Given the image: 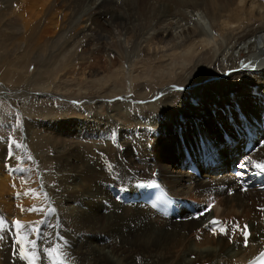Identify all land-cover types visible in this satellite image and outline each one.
<instances>
[{"label": "bare ground", "instance_id": "1", "mask_svg": "<svg viewBox=\"0 0 264 264\" xmlns=\"http://www.w3.org/2000/svg\"><path fill=\"white\" fill-rule=\"evenodd\" d=\"M18 1H21L22 4L19 7L17 6L15 9H10L12 11L8 17L9 21L4 18L6 21L3 20L4 22H2V19L0 18V61L6 60L7 57L12 56L13 54L12 59L18 60L21 58L19 61L22 66L24 64L26 66V63H29L30 61L38 64L36 74L29 75L28 71H23L22 77L16 79L15 83L25 82L29 86L34 87L36 85V87H42L43 85L48 88H51V86L55 83L46 84V82L42 80L45 78L51 80L57 77V73H54L57 71L49 67L51 61L56 58V55L60 56L59 62L64 64V61H66V65H72L73 61L76 60V57H78L77 52L62 54V50H60L62 46L57 48L56 52L53 51L52 55L49 56L46 54L43 50L48 48L47 45L50 40L49 36L58 34L60 28H70V32L75 33L73 35L71 34L66 41L68 45L74 47H78V45L81 46L83 43L81 42L82 40L93 43L95 40L98 41L101 38H106L108 32L103 23L100 22L102 16L105 15V17H107L109 14L110 16L108 20L111 22V25L113 26L117 21L118 25L122 28L126 22V18L120 16L119 13L122 9H128L130 4H132L130 0H124L123 3L121 0H92V4L95 5L93 11L87 12L83 16L84 19L81 21L79 19L81 17H78V15L79 13L82 14V9L86 3L85 0H74L75 7L64 13L62 15L63 18H59L60 6L66 8L68 0H53V5L51 4L52 1L40 0V9L42 11L40 16H42V18H46L48 15L49 21L48 26H46L41 33L39 32V34H37L36 30L40 28L42 18L38 17L34 22H28V19V21L24 20L23 10L20 9L26 8L25 6L29 5L30 1L8 0V6L16 5ZM225 1L229 4L223 5ZM172 2L178 3V7L169 8L166 11L158 10L157 22L154 23V26H144L140 30L129 28V33L131 34V37H133V45L131 48L137 45L136 41L145 39L142 43H140V45L146 43L143 48H146L148 55L151 54L150 61L143 62V60H141L138 62V60H135L130 63L129 66L131 69L129 71V79L131 84L129 89L124 87L125 89L123 90V86H119V84L125 79L123 78L126 74L123 69L124 65L121 63L116 66L112 63V60L108 61L106 67L107 73H104L105 75H99L92 69V67L90 68L91 70L88 71L91 73L88 76H86V72L83 70L81 74L82 78L79 77L73 79L66 77L65 80H71L73 81L72 83L79 87L81 84L87 83L90 84L92 88L96 89V93L88 92L82 95L83 97L98 100L99 98L110 99L115 96H121L126 98V100H129L131 99V93L134 96L132 98L135 99H141L149 96L152 91H144L146 87L154 90L159 89V93L161 92L165 94L169 92L171 85L174 84V78L179 79L183 85H189L196 80L194 76L197 72H200L199 75H206L207 70H204L202 66L214 61L215 57L211 48L204 50V48L209 46L210 43V39L208 38V33L206 31L207 26H203L202 23L195 21L192 18L189 19V15L180 10L183 6L192 9L191 11H201L203 15L206 16V19L209 17L208 19L210 20L211 18L210 21H213L214 24H216V19H219L218 17L225 16L224 11L226 7L233 5V7L229 10V13L226 15V17H228L227 20H222L220 25L216 24L219 26V30L222 33L226 32V30H231L230 28H232L233 25L234 29L237 30L241 26V23L249 24L252 19H256V27H252L247 32L241 33L237 36V38H234L236 39L234 48H238V45L241 42H244L248 51L245 52L246 48H244L243 52L239 56L236 55L237 53H230L231 55L229 54V56H227L228 53L225 54L226 50H224L223 43L221 46V54L225 56L226 64H224V60H221L220 57L214 61V70L217 71L218 74H220L221 70L222 74L225 75L227 69H238L239 61L243 60L245 62L244 68L255 69L256 76H251L249 80L245 78L244 81L238 84L241 87L233 90L232 88L235 85L233 78L246 77V75H249L248 72L233 74L235 76L232 75L233 78L230 76L229 80H226V78L219 83L215 82L209 84L207 87H209L211 91L216 89L220 90L218 96L221 97V101L216 100L215 98L210 99L209 92L211 91L208 92L206 90H200L199 93L197 91L186 92L189 98L194 95L200 98V93H204L206 101H202L200 103L202 107L199 106L192 108L195 111V116L185 122H181L178 132L173 131L169 133V130L174 125V122L173 120H168L170 119L169 111L167 108H164L167 105L171 106L175 101V96L173 98V95L171 96V92H169V95L166 94L167 96L159 102L160 105H149L151 108L146 107V105L145 107H142L143 112H149L148 109H152V107L154 109H160V113L164 112L168 121H164V124L159 126L155 123L153 125L148 124L150 127L145 128L144 130L142 126L139 130H137V124H134L135 126H133L136 127V130L139 131V133H146L147 130L150 133L158 134V136L159 133L157 132L162 133L165 131L168 132L167 139L164 142V147L161 148V151L158 152V154L144 153L142 157L138 158L136 156L135 158H132L128 157L127 154H120L122 157V163L124 162L127 166L128 172L125 176L128 179L133 180V183L125 186L123 189L124 191L119 193L120 198H117L116 201L112 198L113 192L111 193L109 189L102 185H98V189L95 188V190H93L94 188L80 186L78 181L76 184H65L64 182L61 184L60 192L57 193V196L54 195L53 197H56V200L60 203L59 209L61 211V216L67 225L68 230L66 231L69 233L71 239V248H69L67 256L69 255V260L75 264H240L245 262L249 257L264 246V224L261 225L254 219H243L241 222L242 226L244 222L249 223L252 231V235L248 239L246 247L244 243V236L238 246H229L226 241L214 242V236L205 228L206 223H208L209 219L213 216L222 217L226 214L233 213L235 209L238 208L246 206L252 208L255 204H264V187L258 186L254 191H247L246 194H242V190L237 193L238 184L235 181V175L230 172L226 173V175L222 178L212 176L206 181H199L192 175V173L188 170H183L180 166L185 159L184 146H188L190 151L197 150L201 145L199 136H206V138L212 141L216 147H219L220 143H224V146L230 138H237L239 141V136L243 134L242 123L252 125L253 122L251 119L254 120V117H260L262 115L264 117V102L262 106L259 105L261 100L264 99V0H214L212 5L208 2V0H172ZM55 6L56 9L55 12H53ZM43 10L45 13H43ZM171 16L179 18L178 23L174 26H172L173 18ZM133 20L134 18H131L129 23H133ZM204 21L206 20L204 19ZM79 22L80 25H83V27L80 26L81 29H79L80 27L78 29L76 28L79 26ZM188 22L190 25H187ZM230 25H232V27H230ZM175 27L183 28V30H174L176 32L175 35L171 31ZM116 28L119 29L118 26H116ZM124 28L125 26L120 29V35H123L122 31ZM235 30H231L229 35L235 33L233 32ZM20 33L22 35L18 37L17 40L16 35ZM229 35L226 37V42L231 40V36ZM217 44V47L220 48L221 42ZM114 45L119 51H122V53L126 50L128 51L121 41L120 43L115 41ZM53 48H56V45H54ZM202 50H204L205 53H211V57L206 61H203L202 58H200ZM158 54L161 58L159 61L156 59L157 56L159 57ZM196 54H198L197 62L189 69L175 72L173 67H171L173 62L177 61L178 57H181L182 61H184V64H182L184 68L182 69H185L188 66V63L193 61V56H196ZM121 55L122 56L119 58L122 62L126 57L124 54ZM154 60H156V62H153ZM167 61H172V63L165 66ZM148 69H150V78L146 79V81H140L141 74L143 71H147ZM73 71L74 70L71 71L72 74ZM163 71L166 73H162ZM185 72L188 73V76L186 75L184 77ZM36 79L42 80L37 82ZM253 79L256 80V93H254L255 90L252 91L251 89H244L252 87L251 84ZM197 80L204 81V79H201L200 77H198ZM68 81L62 83L68 87L69 84H72ZM156 81L160 82V85L158 88H153L152 84ZM148 82L150 83L148 84ZM222 87H224V90ZM70 91L72 92V90ZM257 91H259V93H257ZM71 92L67 91L63 94L67 98L72 95ZM133 92H135V94ZM260 93H262V95H259ZM176 94L177 93L174 95ZM232 97H235V100L231 99ZM212 101L219 102H217L215 107H213ZM209 103L211 105H208ZM222 103H224V105ZM236 104H239V108L243 112L242 114H244L249 120L245 121L241 118L242 114L238 113ZM121 111L122 110L119 109L117 113L119 119L125 125L129 124V116L126 115V113H121ZM155 112L156 114L158 113L157 110H155ZM255 121L256 120H254V122ZM99 123L107 124L104 120H100ZM112 127L114 128L116 126L113 125ZM115 129L116 128L113 130L117 132ZM115 134L116 138H124L121 133L117 132ZM32 136L35 138H32L35 140V145H33L38 148L45 146L46 141H51V135L43 137L38 131H32ZM160 139H163L161 135ZM83 146L89 147V142H84ZM107 149L112 150V146L107 145ZM239 149L240 151H238ZM221 152L222 162L220 166L223 165L226 157L230 158V160L235 159V154L241 153V146H239L237 150H234L226 144ZM230 154L232 157H230ZM251 160L257 163L264 162V147L261 146V148L252 155ZM248 167L254 169V166L252 165H249ZM130 170L134 171L132 172ZM156 170L160 171V176L164 179L163 181L157 179V177L153 174ZM140 172L145 174H141ZM257 176L258 178H263L262 173H258ZM4 178L7 179L6 176H4ZM167 179L173 180L170 184H168ZM193 181L195 182V186L192 185ZM38 182V180L35 181L36 184ZM187 182L190 184L186 185L185 183ZM142 184H163L167 186L170 191L172 188H178L186 193L185 199L195 200L194 202L189 203L186 200H182L184 199V197H182V199H179L178 201V208L181 217L184 215L181 213V208L187 206V213L184 216L187 221L191 222H188V225L185 224L184 226L188 228V233H190L189 235H191V237L189 238V235L186 236L185 232L183 233L185 238L183 240L181 239L179 244L180 249H182V253L178 252L180 254L177 253L178 255L175 257L173 256V259H170L167 256L170 251H166V249L175 248L176 245L173 247L174 243L168 244L166 242V235L170 233L180 235L182 229V224L179 223L180 220L165 218L157 214L145 204L124 203L121 200L124 196H139L142 190L147 187H140L139 185ZM223 185H225L229 191L236 192L235 196L228 197L225 190L222 188ZM2 186L6 187L5 182L2 178H0V189ZM26 189H28L27 186L22 187L21 193H25ZM173 193L176 195L178 194L176 191H173ZM222 193L223 195H221ZM182 195H184V193H182ZM209 205L212 206L211 211L205 212V209H207ZM192 208L198 209L200 214L199 218L197 215L190 213ZM202 212L204 213L203 216L201 214ZM262 213L258 212L254 214L258 218L263 217L262 219H264V213ZM19 214L16 215L17 218L20 217V219H24L25 221V218H21L25 216ZM101 215H105L107 217L104 219L105 222L103 226H100L99 222ZM133 221L141 223L149 221L154 224L153 227L155 228V231H151L149 233L134 232L130 225ZM242 228L244 231V227ZM183 231H185V229ZM219 232L220 231H218V233ZM194 235H197L196 237L198 238L194 239ZM141 237L147 238L141 240ZM222 238H227V235L223 234ZM194 254L195 258L193 259L192 255ZM51 264L60 263L51 259Z\"/></svg>", "mask_w": 264, "mask_h": 264}, {"label": "rangeland", "instance_id": "2", "mask_svg": "<svg viewBox=\"0 0 264 264\" xmlns=\"http://www.w3.org/2000/svg\"><path fill=\"white\" fill-rule=\"evenodd\" d=\"M29 1L30 4L32 3L31 6L29 7V4L25 6L26 8H22L20 10H23L22 12L24 14V20H29L28 22H34L36 18H42V16H40L42 12L40 9L41 1ZM49 1H52L51 4L53 3V0ZM91 1L92 0H85L86 3L82 9V14L79 13L78 15V17H81L79 18L81 21L82 19H84L83 16L87 12L93 11L95 5H93ZM121 1L123 3L124 0ZM130 1L132 4H130L129 8L122 9L119 13L120 16L126 18V22L124 24L125 28L122 31L123 35H120V29H122L124 26L121 28V26L118 25L117 21L112 26L111 22L108 20L110 16L108 14L107 17H105V15L102 16L100 20V22L103 23L105 29L108 32L107 37L101 38L98 41L95 40L93 43L82 40L81 42L83 43L81 46L78 45V47H74L68 45L66 41L68 40L67 38L70 37L71 34L73 35L75 33L70 32V28H60L58 34L49 36L50 40L49 44L47 45L48 48H43L45 50L42 49L49 56L52 55L53 51L56 52V49L61 46L62 47L60 50H62V54H68V52H77L78 54V57H76V60L73 61L72 65H66V61H64V64L60 63V56L56 55V58L51 61L49 67L57 71L54 72L55 74L57 73V77L51 80L48 78H45L43 80L36 79L37 82H40L42 80L46 82V84L55 83L53 86H51V88L44 87L43 85L42 87H36V85L33 87L27 85L25 82L15 83L16 79L22 77L23 71H28L29 75L36 74L38 70V64L31 61L28 63L26 61V66L25 64L22 66L19 61L21 60V58L18 60L12 59L13 54L12 56L7 57L6 60L0 61V178H2L6 185V187L2 186V188L0 189V212L11 223L13 220H19L20 222L22 221L24 225L26 224L24 230H19L15 226L13 228L11 223H7L6 225H4L3 228H0V237L2 236V239H0V264H26L19 257L18 248H24L30 258L33 259L35 264H51V259L53 258L47 255L46 250H50L51 248L56 247V245H59V249L56 253H54V256H56L57 254L60 256V259L55 260V262L60 264H75L74 262L69 260L70 256H67V254L69 253L68 250L69 248H71V239L69 233L66 231L68 230L67 225L65 224L61 216V211L59 209L60 203H58L56 197H53L54 195L57 196V193L60 192L61 184L63 182L65 184H76V182L78 181V184L80 186L94 188L93 190H95V188L98 189V185H102L109 189L111 193L113 192L112 198L116 201L118 195L115 196L114 193H120L124 191L123 189L125 188V186L131 185L133 183V180L128 179L125 176L128 172L127 166L124 164V162L122 163V157L120 154H127L128 157L132 158H135V156L137 158L142 157L144 153L158 154V152L161 151V148L164 147V142L167 139L168 132L165 131L162 133L157 132L159 133V136L155 133H150L147 130L146 133H139V131L137 130H139L141 126L144 130L145 126H147L148 124L153 125L155 123L158 124L157 126H159L164 124V121L173 120L174 125L170 128L169 133L173 131L178 132L181 122H185L195 116V111L192 108L199 106L202 107L200 103L202 101H206L204 93H200V98L194 95L190 97V99L186 92L197 91L199 93L200 90H206L209 92L211 91L210 88L207 87L209 84L215 82L219 83L226 78V80H229L230 76H232L233 74L248 72L249 75H246V77L233 78V76L235 75L232 76L234 80L233 82L235 83L232 88L233 90L241 87L238 84L244 81L245 78L249 80L251 76H256L255 69L244 68L245 62L243 60L239 61L238 69H227L225 75L222 74V70L221 72L219 71L220 74H218L217 71L214 70V61L217 58L220 57L221 60H224V64H226L225 56L221 54V46L223 43L224 50H226L225 54L228 53L227 56H229L230 53H237L236 55L239 56L243 52V49L246 48V44L244 42H241L238 45V48H234L236 44V39L234 38H237V36L241 33L247 32L250 28L256 27V19H252L251 23L249 24L241 23V26L237 30L234 29V25L233 27L232 25H230V27H232L230 29L235 30L233 31L235 33L229 35L231 30H226L224 34L219 30V26L216 24L220 25L222 20H227L228 17H226V15L229 13V10L233 7V5L226 7L224 11L225 16L218 17L219 19H216V24H214L213 21H210L211 18L210 20L208 19L209 17H207L206 19V16L203 15L201 11H191L192 9L183 6L180 8V10L182 12H186L189 15V19L192 18L195 21H199L200 23H202L203 26H207L206 31L208 33L210 43L209 46H206L204 48V50L211 48L212 53L215 54V57L214 61H211L202 66L204 70H207V74L199 75L200 72H197L194 76L196 80L191 84L183 85L179 79L174 78L173 81L175 82L173 85H171V89H169V92L172 93L170 94L171 96L173 95V98L175 96V101L174 103H172L171 106L167 105L164 107L168 109L170 119L167 120V117L164 112L160 113V109L158 110L152 107V109H148L149 112L142 111V107H145V105L148 108H151L149 105L152 104L160 105L159 102L165 96L169 95V92L165 94L161 92L159 93V89L154 90L152 88L149 89L146 87L144 91L152 92L151 94H149V96H146L141 99L132 98L134 97L132 93V96L130 95L131 99L129 100H126V98L121 96H115L110 99L99 98L98 100L83 97L82 95L88 92L96 93V89L92 88L90 84L87 83H83L84 85L81 84L80 87L76 86L74 83H72L73 81L65 80L66 77L73 79L79 77L82 78L81 74L83 70H85L86 76H88L89 74H91L88 71H90V68L92 67V69L95 70L99 75H102L104 73H107L106 67L108 61L112 60V63L116 66L120 65L121 63L124 65L123 69L124 72H126L125 76L127 77H123L125 79L119 84V86H123V90L125 89L124 87H126V89H129L131 84L129 79V71L131 69L129 66L130 63L135 60H138V62L141 60H143V62L150 61L151 56V54H147L146 48H143L145 47L146 43L140 45V43H142V41L145 39H142L141 41H136L137 45L131 48V46L133 45V37H131V34L129 33V28H132L134 30H140L144 26H154V23L157 22L158 10L166 11L169 8L178 7V3L172 2V0ZM213 1L214 0H208L211 5ZM21 4V1H18L16 5L8 6V0H0V18L2 19V22L6 20L9 21L8 17L10 16V12L12 11L10 9H15ZM225 4L229 3L225 1L223 5ZM74 5V0H68L66 8L60 6L59 18H63L62 15L70 11L73 7H75ZM55 9L56 6L53 9V12H55ZM43 13H45L44 10ZM4 18L6 20H4ZM48 18V15L46 18H42V26L40 25V28L36 30L37 34H39V32L41 33V31L44 30L46 26H48ZM129 18H134V22L129 23ZM172 18V26H174L178 23L179 18ZM204 19L206 21H204ZM80 22L78 24L79 26L76 27L77 29L80 26L83 27V25H80ZM187 25H190L189 22ZM116 26H118L119 29H117ZM81 27L79 29H81ZM176 29L183 30V28L175 27L173 30H171L175 35L176 32L174 30ZM21 35V33L16 35L17 40L18 37H20ZM227 35L231 36V40H228L226 42ZM115 41L117 43H120L121 41L128 49V51L126 50L124 53H122V51H119L114 45ZM216 42H221L220 48L217 47L218 44ZM52 45H56V48H53ZM204 50H202V55L200 54V58H202L203 61H206L211 57V53H205ZM247 51L248 49L246 48L245 52ZM121 54H124L126 57L123 59L122 62L119 58L120 56H122ZM156 59L159 61L161 59L160 55L159 57L157 56ZM197 59L198 54H196V56H193L192 62L188 63V68L186 67L185 69H182L184 68L182 66V64H184V61H182L181 57H178V60L174 61L171 67H173V70L175 72H180L182 70L185 71L192 67L197 62ZM153 62H156V60H154ZM170 63H172V61H167L165 66H168L167 64ZM72 70H74L73 74L71 72ZM149 72L150 69H148L147 71H143V73L141 74L140 81H146V79H149L151 75ZM162 73L166 72L163 71ZM186 75L188 76L187 72H185L184 77ZM198 77L204 79V81L197 80ZM65 81H68L69 83L71 82L72 84H69L67 87L65 86V84L62 83ZM149 83L150 82H148V84ZM159 85L160 82L156 81L152 84V87L158 88ZM251 86L252 87H247L244 89H251L253 91L255 88L254 86H256L255 79H253ZM222 88L224 90V87ZM66 90L69 92H71L70 90H72V95H70V97L66 98V96L63 94L67 92ZM219 92L220 90L217 89L209 92L210 99L215 98L216 100L221 101V97L218 96ZM133 93L135 94V92ZM175 93H177L178 95H174ZM231 99L235 100V97H232ZM219 101H212V106L215 107V104ZM263 102L264 99L261 100V103H259V105L262 106ZM224 103L222 104L224 105ZM208 105L211 104L209 103ZM119 109L122 110L121 113H126V115L129 116V124L125 125L119 119L117 114ZM155 110L158 111L157 114ZM100 120H104L107 124L99 123ZM134 124H137V130L136 127H134ZM113 125L116 126L114 128H116L117 132L121 133L124 138L119 136L121 138L117 137V140V138L115 137V133L117 132L113 130ZM32 131H38L42 134L43 137L51 135V141H46L45 146L41 148L35 147V140H33L35 138H33L32 136ZM160 135L163 137V139H160ZM128 136L131 137V140ZM111 139L112 141H118L119 145L115 147L114 142H112ZM13 141H15V144L12 143ZM87 141L89 142V147L83 146L84 142ZM122 141H124L125 143ZM107 145H111L112 150H108ZM239 146H241V144H238L233 149L237 150ZM238 151H240V149ZM100 152H103V154H98ZM230 163V158L226 157L221 168L227 167V169L229 170ZM7 166L9 167L6 168ZM108 168L110 169V171ZM130 171L133 172L134 170ZM140 173L145 174L143 172ZM153 174L155 175V177H157L155 172ZM61 175H63L64 177ZM4 176H6L7 179H5ZM36 180L39 181L37 184L35 183ZM172 180L167 179L168 184H170ZM206 180L208 179H205L203 181ZM185 184L189 185L190 183L187 182ZM24 186H27L28 188L26 189V192L29 193L28 195L21 193V188ZM222 188L223 190H225L226 195L228 197L235 196L236 192L229 191V189L225 185H223ZM241 190L242 189L238 187L237 193L239 191L241 192ZM171 191H176V193H178L177 195H179L180 197H186V193L179 190L178 188H172ZM182 193H184V195H182ZM246 193L247 191L242 190V194ZM45 195L47 198H45ZM221 195H223V193ZM114 196L117 198H115ZM258 206L259 204H255L252 208H249L248 206L238 208L235 209L233 213L226 214L221 218H230L236 216L241 222L243 221V219H254L256 222L263 225L264 219L262 222H260L259 218L254 214L258 212L262 213V211L259 210ZM33 208H42L44 211H27L28 209ZM50 208H54L55 211L49 216L46 215V213L49 211ZM22 209L24 210L22 211ZM181 213L184 215L187 213V206L181 208ZM17 214L25 216L21 217L25 218V221L24 219H20V217L17 218ZM203 215L204 213L202 214V216ZM199 216L200 214L197 215L198 218ZM47 217H50L51 223L47 220ZM105 218H107L105 215H101V218L99 220L100 226H103ZM172 218L180 220L179 223L182 224V229L180 235L173 233L166 235V242L168 244L174 243L173 247L176 245L175 248L166 249V251H170L167 254L170 259H173L178 254L182 253V249H180L179 244L181 239L183 240L185 238L183 236V233L185 232L186 236L190 234L188 233V228L184 226L185 224L188 225L189 222L185 219V216H180V219L175 217ZM40 221H47V224L42 225L40 224ZM48 224L53 225L54 227H48ZM29 225H34L46 234L43 243L40 242L41 238L39 235L28 231ZM130 225L134 232L149 233L151 231H155V228L153 227L154 224L150 223L149 221H146L144 223L133 221L130 223ZM184 229L185 231H183ZM20 232H24L22 235H26V239L23 241L22 244H17L15 243L17 238L16 234H19ZM217 233L214 234V242L226 241L228 242L229 246H238L241 243L242 239H240V232H238L235 238L240 240L236 241L233 239V237L231 238L228 235L227 238L223 239V233H221V231L218 234ZM58 236L63 237V240L58 239ZM196 236L197 235H194V239L198 238ZM190 237L191 235H189V238ZM144 238L147 237H141V240H143ZM29 240H35L37 242L36 248H33L32 245L27 242ZM64 241L67 242L66 245ZM14 246H16L15 249ZM13 251H15L14 254ZM33 252L35 253V257H32ZM194 256L195 254L192 255L193 259L195 258Z\"/></svg>", "mask_w": 264, "mask_h": 264}, {"label": "snow or ice", "instance_id": "3", "mask_svg": "<svg viewBox=\"0 0 264 264\" xmlns=\"http://www.w3.org/2000/svg\"><path fill=\"white\" fill-rule=\"evenodd\" d=\"M13 144H15V141L12 142ZM249 165H252L254 166L255 169H257L260 173L264 174V162H261V163H257L255 161H252L250 158H246L244 162H242L241 164H238L237 165V168L238 169H242V170H238L236 175L239 176L241 179H240V183L242 185H244L246 183L245 179H244V176L246 175L247 173V169H248V166ZM140 187H144V186H148V187H152L154 185L152 184H148V185H139ZM246 190V189H245ZM25 195H28L29 193L25 192L24 193ZM45 198L46 195H45ZM119 198V197H118ZM212 206L209 205L208 206V209H210ZM208 209H205V210H208ZM24 209H22L23 211ZM27 211H39V212H42L44 211L42 208H33V209H28ZM55 211L54 208H50L49 211L46 213V215H51L53 212ZM203 214V212L201 213ZM212 225L214 226H220V231L221 233L223 234H227V228L223 227L219 221L217 220H213L210 222ZM40 224L42 225H46L47 224V221H40ZM14 225L17 229L19 230H24L25 229V225L22 224L19 220H16L14 222ZM48 227H54L53 225H50L48 224L47 225ZM4 227V223L2 220H0V228H3ZM234 229L235 230H239V225H235L234 226ZM28 231H31L33 233H36L37 235L40 236L41 238V243L44 242V237H45V233L42 232L40 229H38L37 227H35L34 225H29L28 226ZM243 235H244V243H245V247L247 246V242H248V236H249V233L247 231V225L244 226V231H243ZM58 239L60 240H63V237H57ZM0 239H2V237H0ZM26 239V235H21L19 237V240L17 241L18 243L21 242V241H24ZM29 244L32 245L33 248H36L37 246V242L35 240H29L27 241ZM65 245H66V241H64ZM59 249V245H56V247L54 248H51L50 250H46L47 251V255L51 258H53L54 260H59L60 259V256L56 255L54 256V253L57 252V250ZM18 255L20 257L21 260H29V264H34V261L32 258H30V256L28 255V253L24 252L23 250H18ZM32 257H35V253L33 252L32 253ZM261 257L264 258V252L261 253Z\"/></svg>", "mask_w": 264, "mask_h": 264}]
</instances>
